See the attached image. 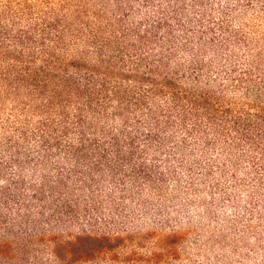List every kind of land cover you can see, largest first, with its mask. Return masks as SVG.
Returning a JSON list of instances; mask_svg holds the SVG:
<instances>
[{
  "label": "trees",
  "instance_id": "1",
  "mask_svg": "<svg viewBox=\"0 0 264 264\" xmlns=\"http://www.w3.org/2000/svg\"><path fill=\"white\" fill-rule=\"evenodd\" d=\"M0 264H264V0H0Z\"/></svg>",
  "mask_w": 264,
  "mask_h": 264
}]
</instances>
